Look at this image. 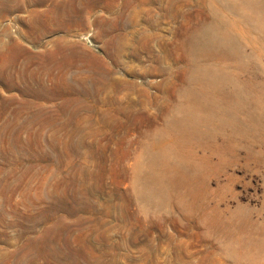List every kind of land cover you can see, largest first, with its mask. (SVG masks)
I'll return each mask as SVG.
<instances>
[{"label": "rangeland", "instance_id": "374dc122", "mask_svg": "<svg viewBox=\"0 0 264 264\" xmlns=\"http://www.w3.org/2000/svg\"><path fill=\"white\" fill-rule=\"evenodd\" d=\"M55 1L10 0L0 12V45L20 44L14 67L46 88L22 94L0 80V264H237L231 254L251 249L238 223H252L250 236L264 225V128L215 120L264 108V0H63L81 16L44 33V14L30 12ZM207 21L229 47L198 56L186 37ZM59 37L90 53L67 72L73 98L53 93L61 70L40 58ZM196 62L251 89L185 130L172 124ZM51 114L58 124L45 128ZM154 135L197 162L195 206L160 194L146 155ZM252 252L264 264V247Z\"/></svg>", "mask_w": 264, "mask_h": 264}, {"label": "bare ground", "instance_id": "6f19581e", "mask_svg": "<svg viewBox=\"0 0 264 264\" xmlns=\"http://www.w3.org/2000/svg\"><path fill=\"white\" fill-rule=\"evenodd\" d=\"M9 1L10 0H0L1 13L8 9ZM26 1L30 2L32 0ZM35 1L40 3L41 0ZM36 11H31L30 14L38 13L37 15L40 16L41 13H43L45 16L44 18L42 17L43 19L35 22L44 33H51L55 30H58L62 26L68 25L72 20H74L75 17L81 16L79 10L72 8L69 2L63 0L52 2L46 6L44 10L38 12ZM1 16L2 14L0 17ZM0 29L3 30V28ZM84 37L86 41L90 43L89 38L87 36ZM225 38V32L220 28L216 21H207L200 28L196 29V31L187 36L186 41L191 45L192 51L198 56H209L229 47V43L225 41ZM52 44L54 48L49 50L45 49L40 54V58H42L43 61H46V66L50 65L53 68L58 67L61 70L59 77L61 85L58 87V89L53 91V93L59 96L70 94V96L73 98L79 91L76 89V85L72 86L68 84L67 72L70 66L75 63L82 62L81 57H90V53L85 51L82 55H79L80 51L77 47V43L75 41L69 42V40L63 39L61 37L54 39ZM70 44L74 45L70 47ZM6 47L7 44L4 45V43H1L0 80L7 83L10 87L20 88L22 94L41 95L44 93L46 91L45 84L41 80L39 74L37 79L39 88H34L31 84L33 81V76L30 75L23 77L21 76L20 71L14 67V65L20 61L21 57H19V55H27L26 50L18 43H14L13 47L11 46L8 49L9 51L5 50ZM30 58L31 56L26 57L27 60ZM47 69L50 70L49 66ZM191 76L193 80L192 91L189 95L187 93L181 99L172 124L174 127L185 130L194 129L197 125V121H199L204 115L210 117V115H214L215 112L221 110L224 105L228 104L232 99H234V94L238 89L236 83H234L226 74L221 72V70H217L213 66L204 62H196L194 64ZM81 81L83 86L86 85L83 80ZM21 83H25L26 85L21 88ZM250 89L251 86L245 84L241 91L245 93L249 92ZM237 91L241 92L240 90ZM63 110L64 109L61 110V113L64 112ZM243 113L244 115L240 118L241 120L232 118L231 116H224L215 120V123L218 125L228 124L233 126V128L235 127V129H239V131L245 130L246 124L252 122L256 124H254V126L257 129L260 130L264 128V108L259 107L256 102L246 104ZM57 115L51 114L45 120L46 125H44V127H53L56 120L58 119ZM59 131V127L53 129L51 132V139L59 135ZM155 135L152 137V141H150L146 147V155L148 156V160L150 161L155 173V181L161 182V188L159 190L160 194L169 196L180 195L181 197L183 196V198L186 197L188 200L184 201V204H186L187 207L195 206L197 204L195 202V194H197L199 187H201L199 186V184H201L199 183V180L202 178L203 174L201 169L199 166H197V162L191 163L189 161L188 151H184L185 149H183L179 143L155 147L156 138L157 140L160 139ZM238 224L240 231L251 244V249L246 251L236 250L231 254V257L237 264H254V253L252 252V248L255 249L257 244L261 245V247H264V225L257 229V236H250L253 235L252 232H250V235L245 234L243 229L248 226L252 228V223L247 219L242 218ZM64 264L81 263L73 259L70 261H65Z\"/></svg>", "mask_w": 264, "mask_h": 264}]
</instances>
